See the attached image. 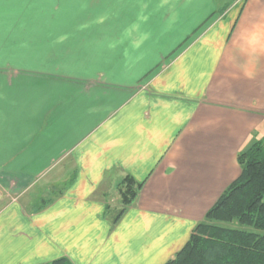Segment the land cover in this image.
<instances>
[{
    "label": "crops",
    "instance_id": "0c3cea01",
    "mask_svg": "<svg viewBox=\"0 0 264 264\" xmlns=\"http://www.w3.org/2000/svg\"><path fill=\"white\" fill-rule=\"evenodd\" d=\"M262 141L264 0H0V264H165Z\"/></svg>",
    "mask_w": 264,
    "mask_h": 264
},
{
    "label": "trees",
    "instance_id": "16d2710c",
    "mask_svg": "<svg viewBox=\"0 0 264 264\" xmlns=\"http://www.w3.org/2000/svg\"><path fill=\"white\" fill-rule=\"evenodd\" d=\"M239 162L240 176L196 226L186 246L165 264H264V141L241 153ZM141 186L131 177L119 184L123 208L115 215L114 223L137 197ZM231 223L238 226L232 227ZM51 264L72 263L63 257Z\"/></svg>",
    "mask_w": 264,
    "mask_h": 264
},
{
    "label": "rangeland",
    "instance_id": "374dc122",
    "mask_svg": "<svg viewBox=\"0 0 264 264\" xmlns=\"http://www.w3.org/2000/svg\"><path fill=\"white\" fill-rule=\"evenodd\" d=\"M115 212H116V211H115ZM116 213H117V212H116ZM226 225H229V224H226ZM230 226H232V227H235V226H236V227H237L238 225H237V223H231ZM247 229H250V228L247 227Z\"/></svg>",
    "mask_w": 264,
    "mask_h": 264
}]
</instances>
